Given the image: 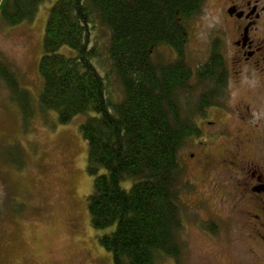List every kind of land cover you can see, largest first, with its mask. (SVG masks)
Instances as JSON below:
<instances>
[{
    "label": "trees",
    "instance_id": "16d2710c",
    "mask_svg": "<svg viewBox=\"0 0 264 264\" xmlns=\"http://www.w3.org/2000/svg\"><path fill=\"white\" fill-rule=\"evenodd\" d=\"M43 1L0 0V15L10 24L29 21ZM205 1L55 0L49 9L38 107L55 111L61 124L86 115L80 128L93 176L88 209L92 226L107 229L99 241L114 264L178 259L184 247L188 181L180 150L196 130V113L226 84L225 61L214 47L195 67L186 60V20ZM160 44L174 49L173 62L153 61L151 51ZM0 68L29 120L36 113L33 95ZM124 179L131 180L129 188Z\"/></svg>",
    "mask_w": 264,
    "mask_h": 264
},
{
    "label": "rangeland",
    "instance_id": "374dc122",
    "mask_svg": "<svg viewBox=\"0 0 264 264\" xmlns=\"http://www.w3.org/2000/svg\"><path fill=\"white\" fill-rule=\"evenodd\" d=\"M54 1H43L32 20L18 24L7 23L0 15V66L30 91L36 111L24 120L0 68V264H114L112 252L99 241L107 229L92 226L88 209L93 176L87 170L88 144L80 128L86 115L61 124L55 111L42 112L38 107L43 85L39 64ZM218 20L207 0L186 20L185 56L194 67L209 57L220 30ZM102 34L109 37L107 31ZM63 49L69 51L68 46ZM151 53L153 61L162 64L177 57L166 44L155 46ZM238 94L242 93L238 90ZM187 146L188 142L180 150L185 166ZM122 185L129 188L131 180H122ZM198 196L186 190L183 195L184 247L179 258L164 256L157 264H249L246 244L239 245L234 236V221L220 222L218 235L209 231L205 218L215 219L217 209L198 208ZM227 207L223 219L233 218Z\"/></svg>",
    "mask_w": 264,
    "mask_h": 264
},
{
    "label": "flooded vegetation",
    "instance_id": "af4514ba",
    "mask_svg": "<svg viewBox=\"0 0 264 264\" xmlns=\"http://www.w3.org/2000/svg\"><path fill=\"white\" fill-rule=\"evenodd\" d=\"M207 5L219 19L221 31L211 48L225 61L226 84L194 116L186 191L199 195L198 208L217 209L215 219L205 218L209 231L218 235L220 222L233 220L249 264L255 259L264 264V0H207ZM226 204L231 219L222 218Z\"/></svg>",
    "mask_w": 264,
    "mask_h": 264
}]
</instances>
